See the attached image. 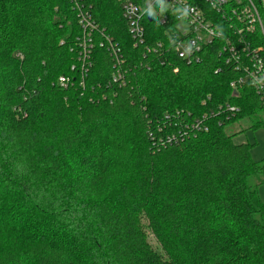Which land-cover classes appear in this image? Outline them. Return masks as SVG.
Returning a JSON list of instances; mask_svg holds the SVG:
<instances>
[{
    "label": "trees",
    "instance_id": "16d2710c",
    "mask_svg": "<svg viewBox=\"0 0 264 264\" xmlns=\"http://www.w3.org/2000/svg\"><path fill=\"white\" fill-rule=\"evenodd\" d=\"M85 1L131 67L115 95L97 43L81 74L68 0H0V264H264V159L225 127L264 129V102L231 86L241 72L218 55L224 41L187 65L146 53L164 38L154 16L134 45L119 1ZM239 1L224 15L202 4L235 42ZM250 3L264 25V0ZM253 26L242 43L264 45ZM203 116L207 131L185 128Z\"/></svg>",
    "mask_w": 264,
    "mask_h": 264
},
{
    "label": "built area",
    "instance_id": "2783aa9c",
    "mask_svg": "<svg viewBox=\"0 0 264 264\" xmlns=\"http://www.w3.org/2000/svg\"><path fill=\"white\" fill-rule=\"evenodd\" d=\"M121 7V15L126 23L134 45H145L146 30L144 29L143 20L155 17L158 25L164 29V38L153 44L146 46V53L157 54L158 56L173 55L183 60L187 65L198 63L201 60V51L206 44H211L213 40L222 39V45L218 49V55L224 59L225 63H233L234 69L241 72L230 84L236 87L237 84L248 83L264 102V45L253 46L251 43H242L240 34L243 32H252L254 23L257 22L264 39V25H262L258 12L254 5L247 0L242 7L240 14L237 8L231 9L232 15L240 21L243 26L235 27L233 36H225L224 32L219 29L213 21V15L208 12V7H203L206 3L209 9L216 14L224 15L223 7L226 0H116ZM78 19L80 33L76 37L79 49L77 59L81 74L86 72L92 64V50L97 43L99 47L106 49L109 58H111V76L107 85L111 87L113 95L114 89L121 88L127 84V74L131 67L126 66L127 61L123 55L121 46L117 44L114 38L99 28L91 15V6L85 0H68ZM240 1L238 0V3ZM239 44V45H238ZM241 45V46H240ZM143 54L142 57H144ZM74 66H71L73 69ZM176 67L173 71L176 72ZM70 82L67 75H61L57 79V84L66 87ZM82 84V82H81ZM113 95L109 97L112 100ZM229 113H234L236 108L226 106ZM205 116L196 119L186 129L192 131H207L204 124ZM187 130L184 131L185 134ZM176 138L173 134L167 135L163 142H172Z\"/></svg>",
    "mask_w": 264,
    "mask_h": 264
},
{
    "label": "rangeland",
    "instance_id": "374dc122",
    "mask_svg": "<svg viewBox=\"0 0 264 264\" xmlns=\"http://www.w3.org/2000/svg\"><path fill=\"white\" fill-rule=\"evenodd\" d=\"M226 130L228 133H237L233 137V141L235 143H249L251 145L250 147V155L255 159V160H261L264 159V129L262 128H257V129H251L248 130L246 129V122L245 121H240L237 123H230L227 124ZM241 129H245L242 130ZM256 179L253 178L251 179V184ZM259 196L264 201V183H261L257 186ZM149 241L151 244H153V240L151 237L148 235ZM156 245V244H153Z\"/></svg>",
    "mask_w": 264,
    "mask_h": 264
}]
</instances>
